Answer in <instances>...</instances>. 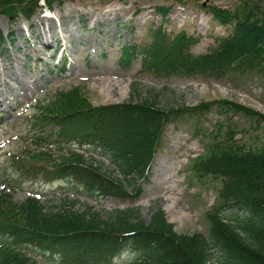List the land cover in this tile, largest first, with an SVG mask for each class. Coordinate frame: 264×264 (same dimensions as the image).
<instances>
[{
	"label": "trees",
	"instance_id": "16d2710c",
	"mask_svg": "<svg viewBox=\"0 0 264 264\" xmlns=\"http://www.w3.org/2000/svg\"><path fill=\"white\" fill-rule=\"evenodd\" d=\"M44 1L51 6L54 0ZM40 7V0H0V12L9 15L22 12L30 18ZM156 8L165 20L170 6ZM208 11L219 22L232 24V30L206 52L191 50L197 37L185 29L170 35L159 25L149 40L125 44L120 63L127 66L140 58L145 71L160 76L220 78L264 71L263 0H241L234 9L210 4ZM4 40L0 28V43ZM158 97L150 91L128 101L95 104L77 85L40 100L28 138L35 147L28 152L50 165L37 173L50 180L68 179L98 197H137L166 125L182 112L196 113L217 102L162 107ZM232 103L264 119L256 110ZM54 147L61 152L57 157L52 156ZM86 147L110 159L121 175L102 171L86 156ZM192 167L222 180L221 203L207 214L208 234L178 232L161 206L146 221L134 205L104 216L92 206L75 208L73 199L48 209L35 195L17 201L4 192L0 264H114L126 251L134 257L119 264H264V147H246L231 135L211 143ZM229 208L236 211L225 214Z\"/></svg>",
	"mask_w": 264,
	"mask_h": 264
},
{
	"label": "rangeland",
	"instance_id": "374dc122",
	"mask_svg": "<svg viewBox=\"0 0 264 264\" xmlns=\"http://www.w3.org/2000/svg\"><path fill=\"white\" fill-rule=\"evenodd\" d=\"M40 2L43 4L44 0ZM240 2L54 0L50 13L41 7L30 19L22 12L17 15L0 12V28L6 35V40L0 43V77L7 80L3 88L16 90L13 95L7 94L10 99L0 106V195L10 192L15 200L21 201L34 194L48 209L65 199H73L75 208L84 210L92 206L104 216L117 208L134 205L146 221L161 206L178 232L208 234L207 214L221 203L222 180L213 174L196 172L192 166L197 157L208 152L211 143L231 135L246 147H264V119L232 103L246 105L264 115V71H238L220 78L160 76L145 71L140 58L124 66L120 56L125 44L149 40L151 30L159 25L170 35L185 29L197 37L191 50L206 52L217 44L218 37L232 30V24L213 18L208 6L234 9ZM160 5L170 6L165 20L156 8ZM97 17L99 20L95 21ZM54 31L60 33L59 39L50 37ZM46 35L50 37V48L56 43L66 44L65 52L70 60L63 70L53 67L55 58L44 52L42 37ZM77 85L95 104L128 101L139 94L147 96L150 91L159 93L162 107L217 102L196 113L182 112L166 125L150 171L141 180L140 195L98 197L68 179L50 180L37 173L40 168L47 169L50 163L34 159L28 152V148L35 147L28 138L33 128L31 116L38 110V102L56 90ZM60 153L54 148L52 156ZM85 154L102 171L121 175L110 159L93 148L87 147ZM234 211V208L224 209L228 215ZM133 257V253L126 251L114 264Z\"/></svg>",
	"mask_w": 264,
	"mask_h": 264
},
{
	"label": "bare ground",
	"instance_id": "6f19581e",
	"mask_svg": "<svg viewBox=\"0 0 264 264\" xmlns=\"http://www.w3.org/2000/svg\"><path fill=\"white\" fill-rule=\"evenodd\" d=\"M97 20H99V17H97L96 19H95V21H97ZM91 23H95V22H93V21H90ZM51 38H56V39H59L60 38V33L58 32V31H54L52 34H51V36H50ZM50 37H48L47 35L46 36H43L42 38L44 39V41H42V43L46 46V51H50V50H52V49H54V48H50L49 47V42H50ZM48 48V49H47ZM4 75H5V71H4ZM16 77V76H15ZM6 79H5V76H1L0 77V106H3L6 102H7V100L8 99H10L8 96H7V94L8 95H13L14 94V91H16V90H13V89H9V88H7V87H5V88H3V86L7 83L6 81H5ZM23 90H25V88L23 87L22 88ZM25 92H28V90H26Z\"/></svg>",
	"mask_w": 264,
	"mask_h": 264
}]
</instances>
